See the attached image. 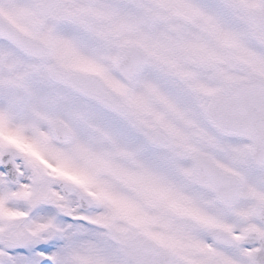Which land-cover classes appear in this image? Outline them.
<instances>
[{
    "label": "snow or ice",
    "instance_id": "1",
    "mask_svg": "<svg viewBox=\"0 0 264 264\" xmlns=\"http://www.w3.org/2000/svg\"><path fill=\"white\" fill-rule=\"evenodd\" d=\"M0 264H264V0H0Z\"/></svg>",
    "mask_w": 264,
    "mask_h": 264
}]
</instances>
